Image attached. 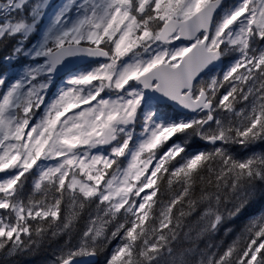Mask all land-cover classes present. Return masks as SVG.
<instances>
[{"label":"snow or ice","instance_id":"obj_1","mask_svg":"<svg viewBox=\"0 0 264 264\" xmlns=\"http://www.w3.org/2000/svg\"><path fill=\"white\" fill-rule=\"evenodd\" d=\"M50 7L0 0L5 59L29 61L0 72V251L66 236L56 264L111 240L106 264H264V214L223 251L200 247L264 198V154L231 152L264 141V0Z\"/></svg>","mask_w":264,"mask_h":264},{"label":"trees","instance_id":"obj_2","mask_svg":"<svg viewBox=\"0 0 264 264\" xmlns=\"http://www.w3.org/2000/svg\"><path fill=\"white\" fill-rule=\"evenodd\" d=\"M13 41L0 42V72H12L15 70L14 65L20 64L24 57L15 58L12 63L5 58L9 56L13 47ZM229 59H225L223 64H226ZM13 67V70L11 69ZM12 75H15L14 73ZM10 75V76H12ZM175 139V138H174ZM205 145L199 139L189 138L188 151L195 152L197 150H203ZM231 152L238 159H245L253 154H264V141H258L253 145L242 147L240 145H233ZM3 173H0V175ZM24 183L25 194L31 191L32 182L34 177L32 175H26ZM167 196V193L161 194ZM94 209H85L81 218L76 225L74 231L72 244L75 245L76 237L81 231L84 230L87 221L88 214ZM3 211H1V215ZM264 214V198H260L259 195L248 204L240 213L239 216L232 219L230 222H226L225 226L212 237L200 242V247L204 248L206 244H215L221 251H223L229 244L236 240L243 232L245 226L256 215ZM68 237H59L55 239H46L39 246L33 247L27 251H21L14 255L6 256L4 251H0V264H56L57 257L61 254L60 249L64 247L65 241ZM119 243L118 240H111V242H105L97 250L98 261L95 264H106L107 258H109Z\"/></svg>","mask_w":264,"mask_h":264},{"label":"rangeland","instance_id":"obj_3","mask_svg":"<svg viewBox=\"0 0 264 264\" xmlns=\"http://www.w3.org/2000/svg\"><path fill=\"white\" fill-rule=\"evenodd\" d=\"M62 0H51V7L49 8V12H52L56 7H58L61 4ZM236 2V0H234V2L232 4H234ZM232 4H230L229 6H231ZM228 7V6H227ZM226 7V8H227ZM38 35V34H37ZM36 39V37L34 38ZM27 59V58H26ZM28 60V59H27ZM22 69V67L20 68V70ZM220 69V68H219ZM219 69H217L215 71L214 74H217V72L219 71ZM223 71V69L221 70V72ZM20 72V71H19ZM56 91L55 87L48 93L49 98H51L52 94ZM43 113L41 112L39 115H42ZM39 115L37 116V119L39 118ZM51 163V162H49ZM125 164L127 163V161L124 162ZM4 255L9 256L11 254H9L7 251H4Z\"/></svg>","mask_w":264,"mask_h":264},{"label":"water","instance_id":"obj_4","mask_svg":"<svg viewBox=\"0 0 264 264\" xmlns=\"http://www.w3.org/2000/svg\"><path fill=\"white\" fill-rule=\"evenodd\" d=\"M77 260L81 261V264H93L97 261V255L89 256L85 258H77Z\"/></svg>","mask_w":264,"mask_h":264}]
</instances>
